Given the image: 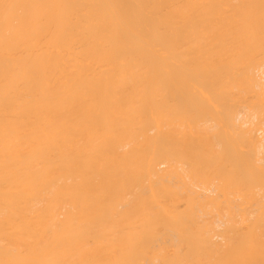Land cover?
Returning a JSON list of instances; mask_svg holds the SVG:
<instances>
[{"label": "bare ground", "instance_id": "6f19581e", "mask_svg": "<svg viewBox=\"0 0 264 264\" xmlns=\"http://www.w3.org/2000/svg\"><path fill=\"white\" fill-rule=\"evenodd\" d=\"M0 264H264V0H0Z\"/></svg>", "mask_w": 264, "mask_h": 264}]
</instances>
